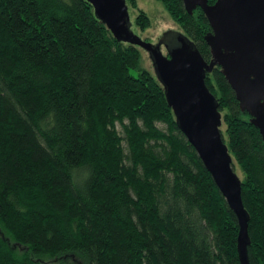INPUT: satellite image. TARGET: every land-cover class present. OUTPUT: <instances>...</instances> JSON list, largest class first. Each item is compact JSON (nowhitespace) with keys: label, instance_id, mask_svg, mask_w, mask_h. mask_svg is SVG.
<instances>
[{"label":"trees","instance_id":"16d2710c","mask_svg":"<svg viewBox=\"0 0 264 264\" xmlns=\"http://www.w3.org/2000/svg\"><path fill=\"white\" fill-rule=\"evenodd\" d=\"M158 1L209 63L203 11ZM140 50L87 0H0V264H240L237 218ZM206 85L264 264V141L220 67Z\"/></svg>","mask_w":264,"mask_h":264},{"label":"water","instance_id":"95a60500","mask_svg":"<svg viewBox=\"0 0 264 264\" xmlns=\"http://www.w3.org/2000/svg\"><path fill=\"white\" fill-rule=\"evenodd\" d=\"M87 1L117 41L137 46L150 55L181 132L237 218L240 264H250L249 215L242 200V181L224 142L222 114L206 85V76L216 67L221 68L241 111L249 114L264 141V0H216L214 4L209 0H182L190 14L200 8L209 22V63L182 33L169 37L168 44L161 40L158 45L135 35L126 0ZM172 40L178 44L171 49ZM163 46L167 56L161 50Z\"/></svg>","mask_w":264,"mask_h":264},{"label":"rangeland","instance_id":"374dc122","mask_svg":"<svg viewBox=\"0 0 264 264\" xmlns=\"http://www.w3.org/2000/svg\"><path fill=\"white\" fill-rule=\"evenodd\" d=\"M138 3V7L145 11L148 15V17L151 20V27L148 28L145 31L140 30L135 25V19L137 16L138 11L133 9L129 4V13L131 18V30L134 32L135 35L139 36L144 41L150 42L154 45H158L159 40L161 39L162 35L165 32H175L176 34L181 32L179 26L171 19L170 15L165 10L163 4L159 2L158 0H136ZM178 44L177 40H172L169 45L170 48L176 47ZM164 55H167V51L164 47L161 48ZM141 53V67L150 71L155 77H157L156 70L154 68V65L152 63V60L150 58V55L145 50H140ZM134 74H136V71H134ZM160 128L165 129L163 125H159ZM117 129L121 136H124L123 129L120 125H117ZM222 133H225L226 126L223 124L221 127ZM234 170L239 176V178L242 180L243 176L238 169L236 162L234 161ZM43 264H55L51 260H45V263Z\"/></svg>","mask_w":264,"mask_h":264},{"label":"flooded vegetation","instance_id":"af4514ba","mask_svg":"<svg viewBox=\"0 0 264 264\" xmlns=\"http://www.w3.org/2000/svg\"><path fill=\"white\" fill-rule=\"evenodd\" d=\"M175 32H173V33H171L170 31L169 32H165L163 35H162V37H161V39L159 40V41H161V40H163L164 42H166L167 44H168V40H169V37L172 35V36H175ZM164 47V46H163ZM165 48V47H164ZM167 56V55H166Z\"/></svg>","mask_w":264,"mask_h":264}]
</instances>
